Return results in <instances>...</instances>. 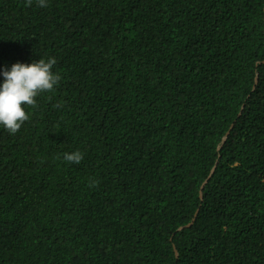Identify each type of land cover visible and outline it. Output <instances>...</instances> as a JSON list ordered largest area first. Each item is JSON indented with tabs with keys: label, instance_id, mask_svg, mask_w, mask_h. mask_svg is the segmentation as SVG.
Masks as SVG:
<instances>
[{
	"label": "trees",
	"instance_id": "obj_1",
	"mask_svg": "<svg viewBox=\"0 0 264 264\" xmlns=\"http://www.w3.org/2000/svg\"><path fill=\"white\" fill-rule=\"evenodd\" d=\"M46 4L0 0V85L61 76L0 124V264H264V0Z\"/></svg>",
	"mask_w": 264,
	"mask_h": 264
},
{
	"label": "clouds",
	"instance_id": "obj_2",
	"mask_svg": "<svg viewBox=\"0 0 264 264\" xmlns=\"http://www.w3.org/2000/svg\"><path fill=\"white\" fill-rule=\"evenodd\" d=\"M32 0H28L31 5ZM40 7H46V0H38ZM57 63L55 58H49L47 62L39 59L31 64L17 63L11 70L5 69L2 73L4 83L0 85V124L4 125L12 134H15L23 122L29 119L22 105L35 106L34 97L43 91H52L61 80L58 72L53 71ZM60 105L58 104L57 107ZM83 153L74 151L64 153L65 161L80 163ZM93 180L90 186L95 187Z\"/></svg>",
	"mask_w": 264,
	"mask_h": 264
}]
</instances>
